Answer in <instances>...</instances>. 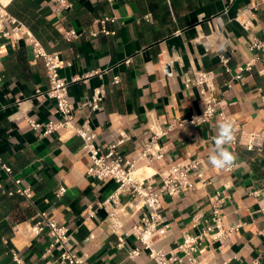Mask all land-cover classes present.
I'll return each instance as SVG.
<instances>
[{
    "label": "crops",
    "instance_id": "crops-1",
    "mask_svg": "<svg viewBox=\"0 0 264 264\" xmlns=\"http://www.w3.org/2000/svg\"><path fill=\"white\" fill-rule=\"evenodd\" d=\"M67 1L71 7L60 10L54 0H0L7 19L0 22V159L23 187H30L33 201L4 194L12 183L0 169V224L11 231L10 249L5 236L0 240V264H59V251H48L47 231L32 232L42 212L68 229V244L84 264H152L131 234L141 216L139 205L120 195L121 227L111 232L97 204L116 184L87 175L89 160L78 137L61 129L39 135L46 121H57L59 115L54 102L41 95L48 82L42 63L32 57L27 34L66 63L59 72L69 82L72 111L78 122L89 120L96 145L104 148L124 132L130 140L121 153L131 161L152 124L166 128L202 110L198 91L182 84L183 77L196 71L212 72L218 113L239 130L264 137V65L257 61L251 72L234 79L236 67L252 57L250 36L264 41V0ZM104 17L115 18L105 24L113 34L101 32ZM70 30L76 38L66 35ZM221 55L228 58L227 70ZM114 77L119 83H113ZM100 88L104 97L99 108L81 107ZM27 117L39 124L38 131L28 126ZM217 126L216 116L200 126L172 128L159 140L163 159L137 171L156 188L168 167L197 159L205 180L198 181L193 172L192 190L163 198L165 236L153 247L188 264L178 246L184 234L195 235L210 221L217 199L225 237L200 242L194 254L199 263L264 264V147L249 151L228 145L236 156L234 166L215 169L208 156ZM60 186L65 193L56 197ZM133 249L140 253L130 257Z\"/></svg>",
    "mask_w": 264,
    "mask_h": 264
},
{
    "label": "built area",
    "instance_id": "built-area-1",
    "mask_svg": "<svg viewBox=\"0 0 264 264\" xmlns=\"http://www.w3.org/2000/svg\"><path fill=\"white\" fill-rule=\"evenodd\" d=\"M58 4V9H68L71 4L67 0H54ZM115 0H106L108 4H113ZM0 4V22L7 20L2 13ZM9 20V19H8ZM114 17H104L99 23L102 25L101 32L104 34H113L105 28L106 22H114ZM243 28H247V23H241ZM16 30V28H13ZM5 35H9L6 32ZM70 38H76L77 34L70 30L66 33ZM28 43L31 46V53L34 60L40 61L43 65L44 73L47 78L48 88L43 94L44 97L54 102L56 111L59 115L57 121L47 120L42 129L38 131L39 124L30 118H26L28 126L32 130L38 131L39 135L46 137L57 130H65L71 135L78 137L82 142V150L86 153L89 164L87 167V175L91 178L104 181L110 180L116 184L113 193L104 201L97 204V207L103 209L106 213L108 226L111 232L116 233L121 227L119 220V208L117 206L120 195L129 196L136 205H139L141 216L139 221L132 226L131 234L140 243V245L148 252V257L152 264H183L182 258L163 250H157L153 247L155 241L165 236V227L163 225V217L161 214L162 202L165 196L175 197L181 193L192 190L196 183L191 179V173L194 172L198 181L205 183L203 174L198 171L200 160H191L185 165L175 164L168 167L161 174V185L153 187L148 177H141L137 171L141 167L148 166L152 162L163 159L164 152L159 144V140L164 137L169 130L174 127L184 125L200 126L210 122L214 117H218V123L229 120L233 123L235 129V140L230 146L242 145L247 150L260 151L264 147V137L255 132H244L239 130L233 120L218 113V102L212 93L213 74L210 71H196L191 76L183 77L182 84L185 89H196L202 103V110L199 113L190 114L183 119L173 121L166 128H160L152 124L148 128L149 137L140 145L136 154V159L128 161L122 153L121 147L130 140V136L124 132H120L119 136L102 148L95 143L96 135L91 127L88 119L81 122L76 120L69 102V82L60 75L66 63L60 58L57 52H48L33 36L27 34ZM248 50L252 53L251 59L246 61L244 65L236 67L235 80H239L245 72H251L255 63L260 61L264 65V41L255 36H250ZM221 64L227 70L228 58L224 55L220 56ZM264 72V69L260 70ZM113 83H119V78L114 77ZM104 97L103 89L93 92L89 100L81 103V107H88L91 110H97ZM200 117L197 120L195 118ZM213 140V139H212ZM141 165V166H139ZM0 169L4 171L11 179L12 188L7 191L0 190L7 196L18 195L29 204H33L32 191L30 187H23L21 180L14 178L11 168L0 159ZM65 193V188L60 186L55 191V196L60 197ZM222 214L219 207V200L214 199L211 208L210 221L197 234H184L178 249L183 253L188 264H200L194 255L200 242L207 237L213 240H221L225 237L222 229ZM47 231L51 238L48 251L55 249L59 251L57 262L59 264H84L83 259L79 257L75 251L69 246V231L66 227L59 225L54 219H48L44 212L37 214V220L32 226V232L39 235ZM140 253L139 249L130 251L129 256L135 257ZM11 254L16 261L18 257L11 250Z\"/></svg>",
    "mask_w": 264,
    "mask_h": 264
},
{
    "label": "clouds",
    "instance_id": "clouds-1",
    "mask_svg": "<svg viewBox=\"0 0 264 264\" xmlns=\"http://www.w3.org/2000/svg\"><path fill=\"white\" fill-rule=\"evenodd\" d=\"M195 118L194 120L199 119ZM201 139L197 138V142ZM235 140V129L231 121L225 120L218 123L216 135L213 137V147L208 156V164L218 170L231 169L236 161V156L228 148Z\"/></svg>",
    "mask_w": 264,
    "mask_h": 264
},
{
    "label": "trees",
    "instance_id": "trees-1",
    "mask_svg": "<svg viewBox=\"0 0 264 264\" xmlns=\"http://www.w3.org/2000/svg\"><path fill=\"white\" fill-rule=\"evenodd\" d=\"M10 235H11V231H10V229H8L6 227V224L5 223L0 224V240H1V238L3 236H5L7 238L6 247L5 248H8V249L11 248V244H10L9 239H8L10 237Z\"/></svg>",
    "mask_w": 264,
    "mask_h": 264
}]
</instances>
